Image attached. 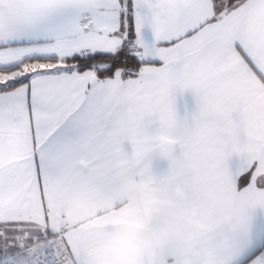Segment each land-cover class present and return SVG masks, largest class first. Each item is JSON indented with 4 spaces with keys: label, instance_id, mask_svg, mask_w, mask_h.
Returning a JSON list of instances; mask_svg holds the SVG:
<instances>
[{
    "label": "snow or ice",
    "instance_id": "obj_1",
    "mask_svg": "<svg viewBox=\"0 0 264 264\" xmlns=\"http://www.w3.org/2000/svg\"><path fill=\"white\" fill-rule=\"evenodd\" d=\"M0 264H264V0H0Z\"/></svg>",
    "mask_w": 264,
    "mask_h": 264
}]
</instances>
